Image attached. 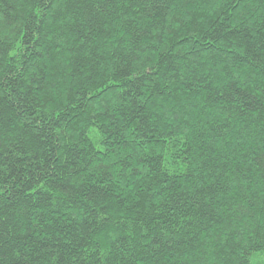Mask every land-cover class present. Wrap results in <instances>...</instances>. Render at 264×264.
Returning <instances> with one entry per match:
<instances>
[{
	"label": "trees",
	"instance_id": "1",
	"mask_svg": "<svg viewBox=\"0 0 264 264\" xmlns=\"http://www.w3.org/2000/svg\"><path fill=\"white\" fill-rule=\"evenodd\" d=\"M89 7L67 0L58 20L36 16L33 0H0V41L19 53L5 58L14 87L4 107L15 113L27 98L63 114L59 140L4 157L0 179L16 197L15 208L3 202L4 264H264V0L150 11L117 0L83 55L66 22ZM15 123L9 143L24 120ZM40 175L61 196L34 193L25 207L17 193ZM125 220L143 231L129 238Z\"/></svg>",
	"mask_w": 264,
	"mask_h": 264
},
{
	"label": "snow or ice",
	"instance_id": "2",
	"mask_svg": "<svg viewBox=\"0 0 264 264\" xmlns=\"http://www.w3.org/2000/svg\"><path fill=\"white\" fill-rule=\"evenodd\" d=\"M76 2L81 4L82 8L84 5H89L90 7L87 12L83 14V18L82 13L77 12L74 18L66 23H70L78 29L80 37L79 43L82 45L78 51L83 55H87L90 44L93 48H95L93 37L90 34L94 33L98 26H106L100 18L108 13L111 6L117 3V0H76ZM166 2L167 0H137V4L139 6L148 9L149 11L153 7H159L160 5L166 4ZM33 3L36 16L43 17L49 11H52L53 16L58 20L63 14L62 9L67 7V0H33ZM61 27H63V25H61ZM29 32H31V29H29ZM36 39H39V37H36ZM23 43H31V36H28ZM209 43H211V41H209ZM58 46L59 43L57 42V47ZM9 53H11L12 57L19 55L18 52L11 50L10 44H5L3 41H0V176L3 175L5 165L8 163V161L4 159L6 155L9 160H11L21 153L24 156L34 154L32 152L34 148L42 151L45 147L43 144L45 139L51 140L52 134L54 133L59 140L61 133L63 132L62 129L60 132L56 131L58 120L63 118V114H60L56 107L44 108L43 113L37 112V107H40L39 102L34 99L29 100L27 98L24 100L23 105H21L19 101L16 102L17 111L15 113H12L10 108L6 109L4 107L2 101L4 98H11L12 88L14 87L11 83L10 74L4 72L5 58L8 57ZM8 63L12 64L14 61L8 60ZM177 71L179 70L177 69ZM173 75H175V73H173ZM29 83H32V81H29ZM15 87H20V85H15ZM36 88L40 89L41 85L37 83ZM5 89L8 91L5 92ZM18 95L23 97L24 92L21 91ZM53 103L55 104V101H53ZM30 112L33 114L32 116H29ZM140 112L143 116L148 115V113L144 112L143 109H140ZM16 118L23 119L24 123L19 125L21 132L17 133L18 138L9 143V140L12 137V128L16 126ZM25 125H27V127H25ZM217 134L223 135V130H217ZM65 142L69 145L72 144L70 137ZM73 159H76V157H73ZM258 165L264 168V156L260 158ZM45 179H47V177L44 175L35 176L32 184H26L25 187L17 193V197L22 198L21 203L24 204L25 207H28L29 201L33 199L34 193L43 195V193L54 191L55 197L58 198L61 196L59 189L63 188V185L61 184L51 188H44L43 181ZM6 183V179H0V264H4L3 257L5 252L3 250L6 244L5 236H7L11 231L9 229L11 212L3 202L8 201V203L12 205V208L16 207L15 203H13L16 197H13L11 192L7 191L5 188ZM33 185H39V188H36ZM64 191L67 192L68 190L64 189ZM157 191L159 190L157 189ZM23 197H27V199H23ZM50 199L53 200L50 206L56 207L57 205L52 197L45 196L44 203L47 204ZM60 203L63 204V200H60ZM139 206V202H137V207ZM105 212H107V209H105ZM120 216L123 217L124 213L120 212ZM102 219L110 220V216L107 218L102 217ZM144 225L148 227V232L146 234L147 238V235L153 234L157 225L151 220L145 221ZM123 228L129 229L125 233L129 238H131L133 231H143V228L138 227L135 221L129 222L125 220L123 222ZM89 234L91 235V232ZM27 238L26 234L20 237L21 240ZM152 242V240L148 241L149 244ZM161 242H163V235L156 240V243ZM67 243L69 247H71V242L69 241ZM77 247L79 248L80 246ZM89 247H91V245H89ZM94 251H99V244ZM10 254L17 257L18 260L20 259L21 252L19 243H17V247L15 249H10Z\"/></svg>",
	"mask_w": 264,
	"mask_h": 264
},
{
	"label": "rangeland",
	"instance_id": "3",
	"mask_svg": "<svg viewBox=\"0 0 264 264\" xmlns=\"http://www.w3.org/2000/svg\"><path fill=\"white\" fill-rule=\"evenodd\" d=\"M261 259H263V261H264V258L263 257Z\"/></svg>",
	"mask_w": 264,
	"mask_h": 264
}]
</instances>
